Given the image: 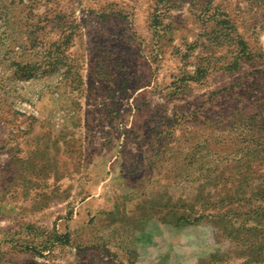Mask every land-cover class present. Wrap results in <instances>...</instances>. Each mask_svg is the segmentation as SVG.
Instances as JSON below:
<instances>
[{"label": "rangeland", "instance_id": "rangeland-1", "mask_svg": "<svg viewBox=\"0 0 264 264\" xmlns=\"http://www.w3.org/2000/svg\"><path fill=\"white\" fill-rule=\"evenodd\" d=\"M0 264H264V0H0Z\"/></svg>", "mask_w": 264, "mask_h": 264}, {"label": "crops", "instance_id": "crops-1", "mask_svg": "<svg viewBox=\"0 0 264 264\" xmlns=\"http://www.w3.org/2000/svg\"><path fill=\"white\" fill-rule=\"evenodd\" d=\"M149 88L152 89L151 91H154V92H155L154 94H156V92H157V93H160V90L157 91L156 89H154L152 84H151V85L147 84V85H145V86H141V88H140L138 91L141 92V93H143V92L149 91V90H148ZM119 159H120V158H117V157H115V158L112 159V160L114 161V163H112V169H113V171H115V172H116V170H117L116 167L118 166V162L120 161ZM118 171H119V173H121L122 175H126V174H127V169H124L123 167H119V168H118Z\"/></svg>", "mask_w": 264, "mask_h": 264}, {"label": "trees", "instance_id": "trees-1", "mask_svg": "<svg viewBox=\"0 0 264 264\" xmlns=\"http://www.w3.org/2000/svg\"><path fill=\"white\" fill-rule=\"evenodd\" d=\"M196 80H198V78H196Z\"/></svg>", "mask_w": 264, "mask_h": 264}]
</instances>
